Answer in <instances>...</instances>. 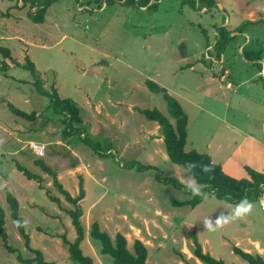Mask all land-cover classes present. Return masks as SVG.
Returning a JSON list of instances; mask_svg holds the SVG:
<instances>
[{
	"label": "rangeland",
	"instance_id": "374dc122",
	"mask_svg": "<svg viewBox=\"0 0 264 264\" xmlns=\"http://www.w3.org/2000/svg\"><path fill=\"white\" fill-rule=\"evenodd\" d=\"M215 2L208 8L197 0H150L146 7L125 0H55L44 21L35 23L28 15L34 7L0 0V47L10 51L9 58L0 54V208L8 244L23 258L34 254L10 218L8 190L27 222L24 229L31 248L45 261L73 264L63 236L68 241L76 237L66 213L75 206L58 192L53 177L36 165L40 161L73 198L82 187L84 198L77 208L86 235L96 222L110 238L123 235L130 251L139 240L147 249L148 264H202L193 256L189 232L195 233L204 253L225 264H247L232 253L233 247L264 260V212L259 205L263 197L249 201L253 209L244 218L216 231L204 228L205 219L215 220L220 211L230 214L236 203L217 200L211 193L193 196L158 181L157 174L183 185L189 182L184 169L168 160L160 127L137 112L155 108L168 117L162 96L145 85L151 80L179 97L189 120L186 152L207 154L237 180L248 178L246 168L264 174V89L261 107L247 97L255 93L254 86L264 84V75L248 91L237 90L236 78L258 68L243 63L233 44L225 47L226 52L235 51L225 81L219 82L218 59L214 65L206 60L221 27L246 23L245 32L264 36V13L254 33L247 23L264 11V0ZM27 60L34 63L45 91L56 90L59 98L77 104L83 135L64 134L63 115L50 98L37 93L30 71L23 67ZM199 75H215V82ZM228 83L232 88L226 87ZM7 104L34 112V120L14 116ZM86 137L98 144L99 154L83 141ZM32 143L44 146L43 156L34 155ZM108 146L112 155L106 154ZM130 161L157 170L126 169ZM18 166L39 176L40 182L28 180ZM192 197L201 198L194 207L173 205ZM80 248L93 264H114L100 253L99 241L86 237ZM0 264H21L16 254L4 249L1 238Z\"/></svg>",
	"mask_w": 264,
	"mask_h": 264
},
{
	"label": "trees",
	"instance_id": "16d2710c",
	"mask_svg": "<svg viewBox=\"0 0 264 264\" xmlns=\"http://www.w3.org/2000/svg\"><path fill=\"white\" fill-rule=\"evenodd\" d=\"M21 3L24 7L29 4V8L35 9V12H28V15L32 21L35 23H42L44 21V15L47 8L55 2V0H10ZM123 1V0H120ZM150 0H125V3H136L139 7H146ZM198 3L205 4L206 7L211 8L215 5V0H197ZM249 23V22H247ZM245 24H241L236 28L237 32H242L244 30ZM216 40L213 45V50L215 55L212 57L219 58L220 53L224 50L226 45L232 40L230 36L232 32L228 31L225 27H221L220 32L216 31ZM0 54L5 58L10 57L9 49L0 47ZM247 60H252V58L244 53ZM211 63V62H210ZM25 69L29 70L33 77V85L39 95L50 98L52 105L56 109L58 114L63 115V125L64 134L70 135L71 133H78V135L84 134V128L82 127V118L80 115V109L77 104L71 99H61L59 98L56 90L49 93L44 90L41 79L39 78L35 65L31 61L27 60L26 64L23 66ZM147 88L154 94H160L162 99L166 103V109L168 117L164 116L159 110L153 109H138L137 112L145 117L146 120L157 123L161 129V134L163 137V144L165 148V153L168 160L184 169V165L188 161H199L204 164H209L213 167V172L205 174L197 168L194 172V179L203 186V196L206 193H211L215 199L220 201H226L228 203L237 204L242 199H247L248 201H257L264 195V174L256 172L252 169L246 168L248 172V178L244 179H234L226 175L218 164L211 161L207 154H200L195 151L186 152L184 146L187 138V125L188 117L184 112L180 102L175 98L170 96L167 91L158 86L151 80L145 82ZM8 110L16 117L32 121L35 118V113H26L21 111L11 104H7ZM85 143L99 154L98 144H91L87 141V137L83 139ZM110 146L106 149V154L112 155ZM37 162V161H36ZM40 165L42 170L47 174L51 175L54 180V186L58 192L65 198V201L69 204L75 206V209L66 211L67 216L70 219L71 225L75 231L76 237L72 241H68L63 236V243L68 252V258L73 264H93V259L89 256L83 254L80 245L89 237L92 240L99 241L101 245L100 253L103 255H108L112 258L114 264H148L147 263V249L145 245L139 240H135L132 245V250L128 249V244L126 238L117 233L114 238L100 230L99 224L94 222L88 235H86L85 229L81 224L82 211L77 208V203L84 198V192L82 187L79 189V194L76 198H73L67 191L62 188V185L58 182L57 176L52 170L41 164L40 161L36 163ZM126 169L135 170L136 172H145L148 170H157L154 166L149 164L143 165L141 163L130 161L126 166ZM17 169L26 177L28 180L40 182L39 176L29 172L27 169L18 166ZM155 178L164 183L170 184L176 190L188 193L184 185L180 183L175 178H163L157 174ZM200 197H192L189 200L178 202H173L175 207L182 206H196L199 204ZM6 202L10 211V218L15 223V221L23 222L19 215V204L17 199L8 190L6 192ZM53 202H59L57 198H53ZM4 215L0 208V238L4 249L12 254H16L17 262L21 264H56L55 262L45 261L42 253L39 250H34L30 246V240L28 235L25 233L24 226L17 227L18 233L24 240V246L31 253L34 254L33 258H23L18 251L8 244V237L4 231ZM16 225V224H15ZM193 244V256L199 260L202 264H225L219 259H215L209 253H204L201 244L198 241L197 236L194 232H189ZM232 253L247 264H264V260L259 255H252L250 253L244 252L237 247L232 248ZM182 257V256H180Z\"/></svg>",
	"mask_w": 264,
	"mask_h": 264
},
{
	"label": "crops",
	"instance_id": "0c3cea01",
	"mask_svg": "<svg viewBox=\"0 0 264 264\" xmlns=\"http://www.w3.org/2000/svg\"><path fill=\"white\" fill-rule=\"evenodd\" d=\"M218 5L222 10H224V6L222 5V3L219 2ZM250 13H251V11H249V14ZM263 13H264V11L260 10L259 16L256 15L257 17H255V19H253V20L248 18V16H249V14H248L247 20L249 22L248 24H250V26L248 28H253L252 33H254L256 30V27L260 26L261 23L263 22V17H262ZM229 24H230V19H228L227 25L229 26ZM237 27L227 28L228 31L232 32L230 35L232 37V40L227 44V46L230 47V45L233 44V49L236 50L239 55L242 54L243 59H244L243 63L254 64V65H257V68H258V71L248 72V73L242 74V75L238 76V78H236V80H235L237 82L236 83L237 84V90H247L248 91L250 86H252L254 83H256L257 80L260 81L261 79H263L262 74L264 75V52L262 53V49H264V36L261 34L252 35L248 32H245V30H246L245 28L242 32H237L236 31ZM249 46H250V48L253 47L254 50L252 49L251 51H246L245 48L249 47ZM259 47L261 48V50L259 49ZM208 49H210V48H208ZM234 50H233V52H230V51L226 52V49L224 48V50L220 53L219 58L212 57L211 55H209L208 56L209 58L207 57V59L205 57L206 60L211 59V61H213V62H211V64H213V65L215 62L214 60L218 59L217 63H219V65H220L219 82H222L223 80L225 81L226 79H228V76L230 75V67H227V64H229L230 60L235 59V57H234L235 51ZM258 50H260L259 53H258ZM211 51L213 52L212 55H215V51H213V48H211L209 50L210 53H211ZM244 53L248 54L252 58V60H247L246 56H244ZM206 56H207V54H206ZM217 63H215V64H217ZM199 76H200L199 78L202 77L204 79V81L211 79L212 81L215 82V78H216L215 75H212L211 78L207 77L209 75H207V76L199 75ZM231 84L232 83H228L226 85V87L229 89L232 88ZM254 87H255V93H253L251 95L247 94V97L252 98V101L254 102V104L261 107V106H263V104L261 103L262 102L261 101V95H262L261 91L264 89V84L258 83V89L256 86H254ZM215 88H216V90H220L221 85L215 86ZM175 98L178 99L179 97L175 96ZM243 98H245V97L243 96ZM263 100H264V98H263ZM188 124H189V120H188ZM187 127H188V125H187ZM262 202H264V195H263ZM262 202L259 203L260 208H261ZM244 252L248 253V251H244Z\"/></svg>",
	"mask_w": 264,
	"mask_h": 264
},
{
	"label": "clouds",
	"instance_id": "9594fccd",
	"mask_svg": "<svg viewBox=\"0 0 264 264\" xmlns=\"http://www.w3.org/2000/svg\"><path fill=\"white\" fill-rule=\"evenodd\" d=\"M199 168L202 173L208 174L213 172V167L209 164H204L199 161H188L184 165V175L185 178L189 181L184 185L185 189L190 191L193 196H202V185H200L194 179V172ZM253 204L249 202L246 198L239 201L235 206L233 211L230 214H225L223 211H220L216 216L215 220L212 218H207L203 221V226L209 231H216L217 228L223 227L225 224L242 219L252 212ZM17 227L25 226L27 222L15 221Z\"/></svg>",
	"mask_w": 264,
	"mask_h": 264
},
{
	"label": "built area",
	"instance_id": "2783aa9c",
	"mask_svg": "<svg viewBox=\"0 0 264 264\" xmlns=\"http://www.w3.org/2000/svg\"><path fill=\"white\" fill-rule=\"evenodd\" d=\"M30 150H32L34 155L37 157L43 156L45 152L44 146L39 144L36 145L35 143L30 144ZM261 209L264 212V202L261 204Z\"/></svg>",
	"mask_w": 264,
	"mask_h": 264
}]
</instances>
